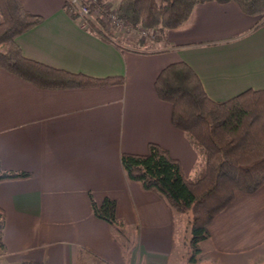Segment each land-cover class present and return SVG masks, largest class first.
I'll return each mask as SVG.
<instances>
[{
    "label": "crops",
    "instance_id": "obj_1",
    "mask_svg": "<svg viewBox=\"0 0 264 264\" xmlns=\"http://www.w3.org/2000/svg\"><path fill=\"white\" fill-rule=\"evenodd\" d=\"M22 2L43 18L16 39L26 58L124 82L43 89L0 68V162L31 174L0 183V264H174L178 257L177 264H264V185L236 193L192 260L190 215L131 180L121 164L122 154H146L154 143L180 161L187 178L202 173L205 154L173 125L156 79L185 62L213 101L264 90L263 20L233 2L198 4L183 26L157 40L159 49L145 52L84 28L66 12V0ZM107 198L116 203L119 228L94 214L93 203Z\"/></svg>",
    "mask_w": 264,
    "mask_h": 264
},
{
    "label": "trees",
    "instance_id": "obj_2",
    "mask_svg": "<svg viewBox=\"0 0 264 264\" xmlns=\"http://www.w3.org/2000/svg\"><path fill=\"white\" fill-rule=\"evenodd\" d=\"M92 1V0H90ZM88 4L87 0H79ZM236 3L241 10L264 23V0H119L116 16L123 26L135 30L163 32L183 26L196 5ZM105 7V6H104ZM102 6V8L104 9ZM66 12L79 20L77 8L66 0ZM0 68L43 89H71L122 84L123 78H93L71 73L26 58L16 39L42 23L28 12L22 0H0ZM103 16L109 12L104 9ZM89 31L108 42L114 33L105 21L97 20ZM158 98L172 106V123L187 133L206 157L205 168L196 178H187L179 160L158 144H149L146 154L124 153L121 164L126 175L166 200L177 212L190 215L192 260L199 244L209 237V226L235 199L238 191L253 193L264 185V90H248L227 101L209 98L196 72L185 62L169 65L156 79ZM26 172L4 170L0 162V183L26 179ZM94 214L119 228L116 203L105 199ZM5 214L0 208V254L5 251Z\"/></svg>",
    "mask_w": 264,
    "mask_h": 264
},
{
    "label": "rangeland",
    "instance_id": "obj_3",
    "mask_svg": "<svg viewBox=\"0 0 264 264\" xmlns=\"http://www.w3.org/2000/svg\"><path fill=\"white\" fill-rule=\"evenodd\" d=\"M88 5H90V8L92 9V14L89 19V25L87 29L91 26V23H94L95 26L99 29H101V25L98 23V19L105 21L106 24V31H110L114 33V41L117 42V44L123 46L125 49H134V50H142V51H154L157 48H160V44L157 43L158 39L164 38L163 32H156L154 30H135L133 28H128L126 26H123V23L117 19L116 16V8L119 3V0H98L96 3H91L90 0H87ZM109 12L108 16H103V8ZM101 11V12H100ZM81 22V20H79ZM139 41H144L145 46L140 47L138 46ZM158 44V45H157ZM185 231L182 232L181 236L184 237ZM187 238H189V241L191 240V228L187 233ZM185 240L182 241V245L185 247ZM184 243V244H183ZM192 249V248H191ZM193 253L189 256L191 259V256ZM179 263V257L176 259L174 264Z\"/></svg>",
    "mask_w": 264,
    "mask_h": 264
},
{
    "label": "built area",
    "instance_id": "obj_4",
    "mask_svg": "<svg viewBox=\"0 0 264 264\" xmlns=\"http://www.w3.org/2000/svg\"><path fill=\"white\" fill-rule=\"evenodd\" d=\"M95 1H96V3L98 2V0H92L90 2L93 3ZM69 2H70L71 5H73V6H75L77 8L75 13L78 15L79 20H81V22H80L81 25L84 28H87L88 25H89L88 22H89L90 16L92 14V9L90 8V5L82 4V3L79 2V0H69Z\"/></svg>",
    "mask_w": 264,
    "mask_h": 264
}]
</instances>
